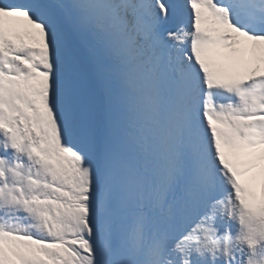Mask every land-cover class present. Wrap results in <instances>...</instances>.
<instances>
[{
  "label": "snow or ice",
  "instance_id": "obj_1",
  "mask_svg": "<svg viewBox=\"0 0 264 264\" xmlns=\"http://www.w3.org/2000/svg\"><path fill=\"white\" fill-rule=\"evenodd\" d=\"M0 264H264V0H0Z\"/></svg>",
  "mask_w": 264,
  "mask_h": 264
}]
</instances>
